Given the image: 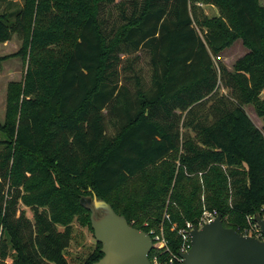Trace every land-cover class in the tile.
I'll return each instance as SVG.
<instances>
[{
    "label": "trees",
    "instance_id": "obj_1",
    "mask_svg": "<svg viewBox=\"0 0 264 264\" xmlns=\"http://www.w3.org/2000/svg\"><path fill=\"white\" fill-rule=\"evenodd\" d=\"M0 1V44L15 36L25 61L0 122V264H67L73 221L90 226L79 203L89 189L133 228L163 222L173 254L171 225L196 224L205 204L240 235L264 216V4ZM201 4L220 15L203 37ZM238 40L247 53L228 70L215 57Z\"/></svg>",
    "mask_w": 264,
    "mask_h": 264
},
{
    "label": "water",
    "instance_id": "obj_2",
    "mask_svg": "<svg viewBox=\"0 0 264 264\" xmlns=\"http://www.w3.org/2000/svg\"><path fill=\"white\" fill-rule=\"evenodd\" d=\"M89 192L92 199L82 198L79 203L90 212V228L95 242L101 246L102 258L95 264H151L150 237L130 226L90 189ZM94 209L102 213L100 218H93ZM254 222L261 238L225 228L220 215L201 228L194 227L190 232V249L182 255V264H264V219L256 214Z\"/></svg>",
    "mask_w": 264,
    "mask_h": 264
},
{
    "label": "rangeland",
    "instance_id": "obj_3",
    "mask_svg": "<svg viewBox=\"0 0 264 264\" xmlns=\"http://www.w3.org/2000/svg\"><path fill=\"white\" fill-rule=\"evenodd\" d=\"M261 4H264V0H259ZM7 2V1H6ZM6 2L0 1V12L5 7ZM17 5H21V0H15ZM200 12L201 17H205L208 19V23L206 27L198 28L196 30L198 34L203 37V34L209 27H212L214 20H220V15L218 13L217 8L201 4L200 5ZM214 28V26L212 27ZM21 41H19L15 36L6 43L0 44V122L2 123L4 120L5 114V107H6V89L7 85L11 82L17 83L22 80L25 71V61L18 55H15L21 48ZM244 47L242 46L241 42L238 40L233 43L229 48L222 51L217 57H215L216 61H220L225 67L232 69L234 63L237 61L238 58L242 57L244 53ZM138 56V61L136 64L137 69L142 70L143 76L148 80V66L147 60L148 57L144 52H140ZM124 61L126 58L123 59ZM219 94H228L227 90L221 89L219 90ZM261 98H264V92L261 94ZM244 110L252 120L253 124L258 128L262 129L263 120L256 115V112L253 106L247 105L244 106ZM184 191V197H188L191 192V186L189 184L184 183L182 184ZM208 196V193L201 191L200 193V200L203 201ZM82 198H91L92 194L88 190L87 195H81L79 197V202ZM203 208L207 210L206 204L203 205ZM19 209L23 210L25 216L32 221V213L29 208L24 207L23 205L19 204ZM203 210V209H202ZM259 215V214H258ZM92 216L94 219H98L102 216V213L96 211L95 209L92 212ZM260 216V215H259ZM264 219V216H260ZM254 219V217H253ZM90 222V217H89ZM146 223V222H144ZM143 223V224H144ZM149 225V223L147 222ZM176 225V224H175ZM248 225V224H247ZM249 226V225H248ZM179 228L181 226H178ZM96 242L93 237L92 230L89 225L86 223H81L78 220H74L72 223V235L71 240L69 243L68 248L65 251V259L67 264H83L84 259L90 254L95 248ZM10 262V259L8 260Z\"/></svg>",
    "mask_w": 264,
    "mask_h": 264
},
{
    "label": "built area",
    "instance_id": "obj_4",
    "mask_svg": "<svg viewBox=\"0 0 264 264\" xmlns=\"http://www.w3.org/2000/svg\"><path fill=\"white\" fill-rule=\"evenodd\" d=\"M217 212L212 210H206L203 208L200 217L196 224L185 222L180 228L172 224L170 230L175 231L180 238V244L177 248L176 253H171L169 250V241L164 234L163 222L156 227H150L147 223L143 224V227L146 228L145 232L151 240L152 249L151 252L153 255L149 259L151 264H182V255L190 249V232L194 227L201 228L204 224H207L215 219ZM169 221V215L164 213L163 221ZM249 227L244 231V236H252L256 238H261L260 230L256 223L254 222L253 217L248 218ZM142 231V230H140ZM162 254H169L167 259L161 260L159 258ZM150 255V254H149Z\"/></svg>",
    "mask_w": 264,
    "mask_h": 264
},
{
    "label": "crops",
    "instance_id": "obj_5",
    "mask_svg": "<svg viewBox=\"0 0 264 264\" xmlns=\"http://www.w3.org/2000/svg\"><path fill=\"white\" fill-rule=\"evenodd\" d=\"M244 50H245V51H244L242 57L247 53V50H246L245 48H244ZM240 58H241V57H240ZM238 59H239V58H238ZM238 59H237V60H238ZM226 68H227V67H226ZM227 69L229 70V68H227ZM263 92H264V91H263ZM248 117H249V116H248ZM249 119H250V118H249ZM250 120H251V119H250ZM251 121H252V120H251Z\"/></svg>",
    "mask_w": 264,
    "mask_h": 264
}]
</instances>
